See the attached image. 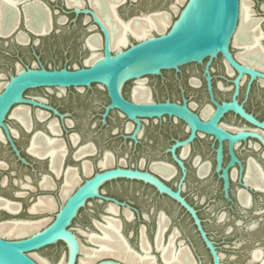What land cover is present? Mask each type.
<instances>
[{"label": "flooded vegetation", "instance_id": "obj_1", "mask_svg": "<svg viewBox=\"0 0 264 264\" xmlns=\"http://www.w3.org/2000/svg\"><path fill=\"white\" fill-rule=\"evenodd\" d=\"M15 1L8 6V23H0V91L23 70H73L96 60L105 35L95 18L105 27L113 53L143 39L136 33L149 18L156 24L160 15L167 16L168 28L185 2ZM156 32L153 26L149 35ZM117 37L125 44L112 48ZM229 52L254 73L238 70L218 53L123 82L126 102L172 104L194 122L167 112L131 118L111 107L100 83L26 89L23 98L34 103L12 105L4 119L7 132L0 126V200L16 207H0V224L48 223L67 196L96 174L130 170L138 176L105 180L98 186L100 196L86 199L72 219L68 229L79 242L75 264L85 258L82 246L99 250L91 237L103 236L110 221L136 260L166 264L165 249L182 250L192 264H214L207 239L218 264H262L264 0H240ZM45 198L54 210H32ZM42 249L52 259L63 251L58 261L66 252L63 242ZM102 261L130 264L113 255L91 264Z\"/></svg>", "mask_w": 264, "mask_h": 264}, {"label": "water", "instance_id": "obj_2", "mask_svg": "<svg viewBox=\"0 0 264 264\" xmlns=\"http://www.w3.org/2000/svg\"><path fill=\"white\" fill-rule=\"evenodd\" d=\"M75 12L78 13L79 10ZM239 12L240 0H185L175 19L163 32H156L113 53L105 27L94 17L105 35L102 55L87 66L73 70L27 69L12 76L0 91V126L7 132L4 119L12 105L32 102L22 96L28 88L90 86L92 83L105 86L111 107L119 108L131 118L135 115H159L167 112L194 122L193 117L172 104L139 106L126 102L120 93L122 84L131 78L177 69L181 65L199 62L205 56H215L218 53L238 70L253 74V70L238 65L229 52V45L237 28ZM123 176H138V174L121 169L96 174L71 192L51 221L39 230L15 238L0 234V264H41L32 254L58 242L65 244L66 252L56 264L62 259L64 264H75L79 253V242L68 226L86 199L100 196L98 186L102 182ZM152 182L161 188L156 181L152 180ZM196 223L201 229L197 219ZM203 236L206 239L204 234ZM206 241L212 252L214 264H218V257L212 244L207 239ZM97 264L120 263L102 261Z\"/></svg>", "mask_w": 264, "mask_h": 264}, {"label": "bare ground", "instance_id": "obj_3", "mask_svg": "<svg viewBox=\"0 0 264 264\" xmlns=\"http://www.w3.org/2000/svg\"><path fill=\"white\" fill-rule=\"evenodd\" d=\"M14 1L15 0H1L0 1V18H1L0 23H3V24L8 23L9 12L11 11V10H8L9 9L8 6L12 5ZM183 1L184 0H178V3L182 4ZM177 9L178 7H174L175 12L177 11ZM244 15H245V10L242 9L241 25L243 22ZM146 23H148L147 26H144L137 30V33H136L137 38H144L148 36L150 34L151 27L153 26L155 27L156 31L163 32L165 27L168 24V18L167 16L160 15L158 17V21L156 24H153L152 19L150 18L147 19ZM241 29L242 27L240 26V30L236 34L234 42H236L237 38L241 35L242 33ZM122 44H125V40L123 41L120 37H117L115 39V42H112V48H117L119 45H122ZM94 57H95V54L92 56V59ZM66 194H67V191H63L62 196H65ZM52 203L51 201L49 202L47 199L46 200L40 199L39 202L32 207V210L52 211L55 209ZM0 207L6 208L10 211L16 210V207L14 205L9 204L8 202L7 203L2 202L1 200H0ZM47 221L48 220L45 219V220H41L38 222H22V223L14 222L13 224H0V234L8 235V236H21V235L29 234L35 230H38ZM160 225H163V223L160 222ZM103 232L104 234L100 238L91 237L93 242L100 245L99 250L91 251L83 246L81 247V251L85 254V258L81 259V264H91V262H93L96 258L103 256V255H113L116 257H120L130 264H151L152 262L151 259H149L150 260L149 261L148 258L146 257H143V258L140 257L138 260H136L129 254L128 250L124 248L122 241L117 235L118 228L113 221L109 222L106 228L103 229ZM163 253H166L165 255L166 264H192L186 258V255L184 254L182 250L174 254L172 252H166V250L164 249ZM254 257H255V254H254ZM40 261L42 262V264H49L46 260L40 259ZM58 264H63V260L59 262ZM262 264H264V261L262 262Z\"/></svg>", "mask_w": 264, "mask_h": 264}, {"label": "rangeland", "instance_id": "obj_4", "mask_svg": "<svg viewBox=\"0 0 264 264\" xmlns=\"http://www.w3.org/2000/svg\"><path fill=\"white\" fill-rule=\"evenodd\" d=\"M15 237H19V236H15ZM15 237H10V238H15ZM62 252H63V251H62ZM62 252H60V254H59L58 256L54 257L53 259L48 257V255H47L45 249H44V250H43V249H42V250H39V251L33 253L32 255H33V257H35V259H37L40 263H41V261L39 260V258H43V259H45L49 264H56L57 261H58V258L60 257V255H61ZM41 264H42V263H41Z\"/></svg>", "mask_w": 264, "mask_h": 264}]
</instances>
